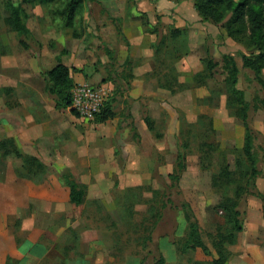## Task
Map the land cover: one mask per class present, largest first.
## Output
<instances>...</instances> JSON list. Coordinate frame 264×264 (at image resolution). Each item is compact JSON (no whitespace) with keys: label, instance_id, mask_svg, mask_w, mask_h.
Masks as SVG:
<instances>
[{"label":"rangeland","instance_id":"374dc122","mask_svg":"<svg viewBox=\"0 0 264 264\" xmlns=\"http://www.w3.org/2000/svg\"><path fill=\"white\" fill-rule=\"evenodd\" d=\"M6 1L0 0V59H5L0 61V70L9 65L11 51L19 53L14 56L18 62L44 58L45 69L56 63L63 48L68 56L61 60L72 69V79L91 83L103 90L105 100L113 97L117 103L115 117L103 124L95 122L94 118L76 117L65 112L31 114L35 124L42 129V133L39 130L36 133L35 144L40 142L45 145L41 148L47 150L35 153L46 163L43 176L46 178L42 185L40 183L41 191L40 187L37 191L45 192L53 187L51 177H58L54 164L61 163L66 156L74 161L75 179L86 192L82 206H71L67 208L68 215L57 218L61 224L56 234L66 238L70 226L78 233L95 230L99 240L91 243L90 254L99 261L98 264H104L105 260V264L121 263L125 258L130 264L134 263V258L153 263L160 257L164 258V264L211 263L217 258L216 244L220 241L217 232L226 234L224 212L219 202L226 196L237 199L243 213L253 196L238 191L236 198L238 186L245 182L239 173L244 172L247 164L241 148H227L224 152L230 170L236 171L231 184H227L219 179L221 154L213 150L205 153L203 144L215 142L223 148L221 142L226 134L223 131L233 132L236 119L227 108L223 55L235 57L239 68L237 87L251 105L259 106L264 115L259 103L264 93L254 74L242 68L238 56L241 52L253 55L256 49L249 47L243 35L227 33L225 23L228 18L221 23L203 21L194 8L195 0L86 2L71 28L63 27L60 14L68 0L35 1L23 4L29 15L27 27L32 33L31 39L19 37L6 26L9 15L4 9ZM10 1L16 4L20 0ZM139 4L144 5L140 8ZM20 40H24L29 48L23 49ZM148 45V54L136 56ZM127 53L132 55L124 61ZM209 58L218 63L213 78L208 77L206 70ZM145 63L151 68L145 75L156 78L159 83L157 88H152L160 90L159 106L145 97L136 101L128 95L136 89L132 83L144 77ZM2 77L0 75V81ZM16 89L27 88L22 85L0 88V111L24 106L13 91ZM137 108L139 114L135 113ZM131 110L135 114H130ZM260 113L250 110L251 127L253 118L258 119ZM1 115L9 117V114ZM146 116L153 123L152 131L143 121ZM7 129L0 125V141L14 140L9 136L11 130ZM255 133L253 151L259 160L258 168L262 170L264 143L259 132ZM35 144L34 149L37 148ZM99 147L110 152L109 162L104 153L96 151ZM178 149L184 154L185 170L179 180L173 182L168 176L175 174ZM1 162L13 167L19 162L22 166L21 160L12 154L3 157L0 153ZM0 172L5 175L3 166H0ZM212 178H215V187ZM5 182L8 181L3 177L2 183ZM38 183H34L35 186ZM2 186L3 191H9V184ZM56 193L61 197L59 190ZM182 202L190 205L198 220L201 238L208 247L207 254L199 249L186 254L180 252L187 235L180 210ZM7 204L8 201L0 202L3 208ZM38 204L30 205L22 216L8 218L13 235L18 237L17 232L24 225L30 227L31 213L37 211ZM243 219L244 216L242 222ZM40 240H46L43 233ZM234 245H224L228 256L225 264H229L234 254L230 249ZM109 258L113 261L109 262Z\"/></svg>","mask_w":264,"mask_h":264},{"label":"crops","instance_id":"0c3cea01","mask_svg":"<svg viewBox=\"0 0 264 264\" xmlns=\"http://www.w3.org/2000/svg\"><path fill=\"white\" fill-rule=\"evenodd\" d=\"M143 5L144 4H139L138 6L142 8ZM143 49L145 50L141 53H136V56H140L142 53H144V55L149 53V45ZM16 54L19 53H12L11 51L8 58V61H10L9 65L2 67L0 70L1 77L7 75L1 78L0 88L6 85L11 89L16 88L18 85L27 88L13 90L17 94V99L24 103V106L0 111V114H9V117L0 116V125L6 126V128L11 130L9 136L14 138L20 152L36 157L45 165V160L42 159L40 155H35V153L41 151L47 152V150L46 148H41L45 146L42 143L39 142L35 144L34 139L38 137L36 133H38V130L42 133V129L40 125L35 124L31 114L50 115L63 113L55 109L52 99L49 101L50 98L45 92V81L42 77V72L52 68L56 63L44 69V58L36 57L18 62V60L14 58ZM131 55L132 53L130 55L127 53L124 61L127 58L129 60ZM4 60L5 59L2 58L0 59L1 62H4ZM62 63L67 65L64 61H62ZM150 70L149 63H145L142 68L144 77L141 76L138 81L132 83V86L136 85V89L129 91L128 95L136 101L139 100L141 96L145 97L148 101L150 99L153 105L159 106L157 100L160 99V90L152 89L159 86L158 80L145 75ZM262 73H264V70ZM73 80L75 83H87L91 85V83L76 80L74 77ZM116 108L117 103L114 109ZM138 109L139 108H137L135 112L136 114H139ZM259 110L260 109L257 111L260 113L261 110ZM68 111L69 110H67L65 114H68ZM135 113L133 110L130 111V114ZM257 117L258 119L255 118V120L253 118V126L251 128L254 132H259V136L263 138L264 143V121L262 120L264 115L261 114V116ZM234 121L233 132L223 131L226 134H224V141L221 142L223 146L222 149L233 147L242 148L243 146L244 128L239 120L234 119ZM230 133L232 135H230ZM113 135L114 133L110 134V137L112 138ZM34 144L37 146L35 149L33 148ZM96 151L104 153L107 162H109V157L111 155L108 154L110 152L100 147L97 148ZM56 152L59 153L61 150H57ZM54 163L55 162H53V164ZM7 164L8 163L2 162L0 164V166H3L5 169L4 176L0 172V202L8 201L5 208L0 205V264H7V260L8 264H98L99 261L95 260L96 258H94L93 254H90L91 243L99 240V236L95 230L81 231L78 233L70 226L67 228V233L69 235L66 238H60L59 235L56 234L61 224L57 221V218L68 215L67 208L71 206L75 207L69 202L68 188L62 182V185L58 182V172L64 168L69 169L74 180L78 184H81L75 179V173L73 171L74 161H71L65 156V159L63 161L61 160V163H58L59 165L55 163L54 169L58 177H51L53 178V187L50 188L49 191L47 190L40 193L37 189L42 185L46 176L35 186L32 181L18 178L15 175L14 169L21 167L19 162H16L14 167L10 165L7 166ZM102 167L104 168L105 166ZM260 172L261 175L255 180V185L257 190L264 194V167ZM3 177H6V181L8 182L2 183ZM2 184H9V191H3ZM58 190L61 193V197L56 193ZM35 202H39V206H37L36 212L31 213L30 227L28 228L25 225L21 227L20 231L17 232L18 237H16L9 230L8 218L19 217V215L22 216L24 211H26L30 205L35 204ZM248 205L247 209L243 211V230L237 235L236 244L230 248L233 249L232 252L234 254L231 256L229 264H264V219L262 203L258 198L253 196V198L249 199ZM42 233L45 235V241H39L40 234ZM15 237L19 238L18 243ZM110 260L109 258L108 261L110 262ZM112 261L113 260H111V262ZM106 262L107 260L103 263L105 264ZM133 262V264L140 263L136 258H134ZM111 264H130V260L125 258L121 263L112 262Z\"/></svg>","mask_w":264,"mask_h":264},{"label":"trees","instance_id":"16d2710c","mask_svg":"<svg viewBox=\"0 0 264 264\" xmlns=\"http://www.w3.org/2000/svg\"><path fill=\"white\" fill-rule=\"evenodd\" d=\"M35 1L41 3H49L55 0H20L14 4L7 0L4 3V9L9 12L6 18V26L10 31L15 32L19 37L32 38V33L27 27V20L29 15L25 12L23 4H33ZM86 2L98 3L99 0H68L65 7L60 12L63 17V27L71 28L77 16L81 13ZM194 8L198 12L203 21H211L213 23H221L226 18V31L229 35H237L244 37L249 44V47L256 49L255 54L247 55L239 53L241 66L248 69L254 74V79L259 85L261 91L264 93V78L262 72L264 70V0H195ZM20 45L23 49H28L29 46L24 40H20ZM68 52L61 49L57 58L56 64L42 72V77L45 81V92L52 98L54 107L58 111L68 112L78 117V114L70 109L72 90L75 86L72 79V69L62 63V57L67 56ZM218 63L209 58L206 61V70L208 77L213 78ZM74 70V69H73ZM222 70L224 72V84L226 86L227 108L230 110L232 116L239 120L244 128V139L241 153L244 160L247 162L244 172L240 171L239 175L245 179L243 186H238V191L250 194L258 198L262 203L263 219H264V194L259 192L255 185V180L261 175L258 168V157L253 151V144L255 139V132L250 126L249 112L250 110L256 112L259 106L251 105L246 100L245 93L237 87L239 69L237 67L236 59L232 55L222 56ZM200 81V80H199ZM199 84L198 79H196ZM115 98L105 100L101 111L96 114L94 121L103 124L115 117ZM260 108L264 110V96L259 100ZM147 129L152 131L153 123L151 119L146 116L143 118ZM209 126L212 123L209 120ZM132 130H135L132 127ZM205 153L211 150L221 154V169L219 179L231 184V178L235 174V170H230L229 163L224 156L226 149L220 148L215 142H207L203 144ZM0 153L3 157L7 155H14L20 159L22 166L15 171L18 178L27 179L33 183H38L46 173V166L36 157L23 155L16 147L15 141L12 138H5L0 141ZM185 170V157L183 152L178 149L176 154L175 174H169V179L176 182L180 178V174ZM60 181L69 190V202L75 207L82 206L85 203L86 192L81 184H78L69 169L64 168L58 172ZM215 179V178H214ZM212 178V186H216ZM219 207L224 212V221L226 224V234L220 233V241L216 244L217 258L209 264H225L228 256L227 249L224 245H234L237 240V235L243 230L242 211L239 210V203L237 199L231 197H224L219 202ZM164 208V204H163ZM180 210L183 212L184 220L187 227V235L180 246V252L186 254L201 250L203 253H208V247L201 238L200 227L195 214L187 202L180 204ZM18 243V238L15 237ZM227 240V241H226ZM8 264V260H7ZM139 264H164V258L160 257L153 263H144L140 261Z\"/></svg>","mask_w":264,"mask_h":264},{"label":"built area","instance_id":"2783aa9c","mask_svg":"<svg viewBox=\"0 0 264 264\" xmlns=\"http://www.w3.org/2000/svg\"><path fill=\"white\" fill-rule=\"evenodd\" d=\"M105 99L102 89L87 83H77L72 90L70 109L79 117L93 119L101 111Z\"/></svg>","mask_w":264,"mask_h":264}]
</instances>
